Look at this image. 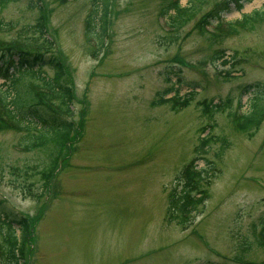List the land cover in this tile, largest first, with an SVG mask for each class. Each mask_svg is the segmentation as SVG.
I'll return each mask as SVG.
<instances>
[{
    "label": "rangeland",
    "instance_id": "obj_1",
    "mask_svg": "<svg viewBox=\"0 0 264 264\" xmlns=\"http://www.w3.org/2000/svg\"><path fill=\"white\" fill-rule=\"evenodd\" d=\"M216 1H197L175 27L159 17L167 0H111L97 53L83 35L89 0L0 4L3 46L32 47L24 32L44 12L72 96L66 116L74 131L49 172L43 151L23 150L19 132L0 130V200L33 223L22 264H264V114L245 132L234 117L249 111L253 97L264 103V12L234 31L225 25L264 10V0L226 12L222 32L199 29V16ZM28 80L18 81L22 92L34 91ZM165 89L166 100L153 104ZM175 92L187 105L173 103ZM210 102L221 105L205 109ZM204 135L213 138L202 155L212 169L186 227L170 217L168 195Z\"/></svg>",
    "mask_w": 264,
    "mask_h": 264
},
{
    "label": "trees",
    "instance_id": "obj_2",
    "mask_svg": "<svg viewBox=\"0 0 264 264\" xmlns=\"http://www.w3.org/2000/svg\"><path fill=\"white\" fill-rule=\"evenodd\" d=\"M4 1L6 0H0V4ZM89 1L90 7L85 18L84 37L86 41L92 37L96 38L99 45L96 48L98 50L106 35L109 0ZM178 1H168L162 9L163 14L167 13L169 9L174 10V13L170 15V20L174 22L173 26L175 27H179L189 18V15H193L196 3L200 0H187L186 6H180ZM244 1L249 0H222L214 4L200 18L199 29H202V25L208 24L209 19L228 12L231 6L240 9ZM37 9L40 11L41 6H37ZM42 13L44 12L40 11L35 22L29 25L28 28L31 30L24 32L27 35L23 37L22 41L30 36L31 39L26 41L33 42L32 47L29 48L23 44L20 45L22 42L14 41L8 42L5 46L0 45L2 47L0 48V79L5 82L0 85V130L9 129L19 132L18 144L23 150L43 151L47 155V161L49 160L47 168L49 172L54 168L58 155L61 154L62 149L66 148L72 135L73 123L64 116L71 113L68 107L72 96L65 81L60 54L54 49V40L46 33V21ZM257 13L258 11H253L250 14H243L240 21L228 23L229 28L233 31V25L243 27ZM28 28H25L24 31ZM217 56L219 55L215 57L217 58ZM226 62L224 60L221 63L225 64ZM43 67L52 70L50 77L43 73ZM22 77L29 79V83L35 81L34 91H30L29 88H26L25 92L21 91L18 81ZM169 91L170 89L162 91L158 100H153L152 103L164 102L166 100L164 95ZM50 99L57 102L54 103ZM171 99L176 106H185L188 102V97L181 98L177 92ZM225 100L227 104L230 98L227 97ZM220 105V103H214L208 106V103H205V109L214 106L220 107ZM263 114L264 103L258 105L253 97L249 111L236 120L238 129L245 132L255 127L262 119ZM212 139L210 135L200 139V142L194 147L196 156L184 165L178 176V183L174 185L168 195L170 217L176 218L186 227L191 223L194 211L199 205H202L205 198L204 187L209 181L210 172L208 170L211 169L210 167L196 168L194 161L197 157H202L201 159L205 160V165L211 164L202 155L207 153ZM48 172L45 178L48 177ZM259 223L258 235L264 242V217L260 218ZM32 225L33 223L27 217L16 214L0 200V226L4 227V231L1 232V243L4 248L0 245V254L4 264H22V247L30 234L29 230Z\"/></svg>",
    "mask_w": 264,
    "mask_h": 264
}]
</instances>
